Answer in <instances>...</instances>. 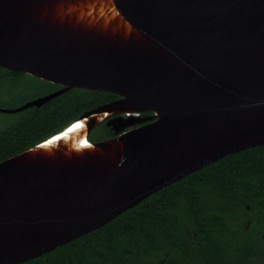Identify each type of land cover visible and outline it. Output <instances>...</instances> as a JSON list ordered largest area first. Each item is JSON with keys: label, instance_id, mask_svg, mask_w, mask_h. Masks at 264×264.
<instances>
[{"label": "water", "instance_id": "water-1", "mask_svg": "<svg viewBox=\"0 0 264 264\" xmlns=\"http://www.w3.org/2000/svg\"><path fill=\"white\" fill-rule=\"evenodd\" d=\"M0 68L61 86L4 114L73 89L120 97L0 162V264L48 254L264 146V0H0ZM106 121L116 137L90 141Z\"/></svg>", "mask_w": 264, "mask_h": 264}, {"label": "trees", "instance_id": "trees-1", "mask_svg": "<svg viewBox=\"0 0 264 264\" xmlns=\"http://www.w3.org/2000/svg\"><path fill=\"white\" fill-rule=\"evenodd\" d=\"M41 97L59 86L0 68L11 84ZM117 95L70 90L41 107L0 115V162L64 130ZM114 137L106 123L90 141ZM23 264H264V146L227 156L151 195L102 228Z\"/></svg>", "mask_w": 264, "mask_h": 264}, {"label": "rangeland", "instance_id": "rangeland-1", "mask_svg": "<svg viewBox=\"0 0 264 264\" xmlns=\"http://www.w3.org/2000/svg\"><path fill=\"white\" fill-rule=\"evenodd\" d=\"M29 88L25 86H20L19 84H11L8 93L4 96H0V108L4 109H14L18 108L25 103L36 99L38 97L34 96L33 92H29ZM14 117L12 115H0V121L10 122L13 121Z\"/></svg>", "mask_w": 264, "mask_h": 264}, {"label": "flooded vegetation", "instance_id": "flooded-vegetation-1", "mask_svg": "<svg viewBox=\"0 0 264 264\" xmlns=\"http://www.w3.org/2000/svg\"><path fill=\"white\" fill-rule=\"evenodd\" d=\"M57 86H59V85H57ZM59 89H61V86H59ZM59 89H57V90H59ZM56 90V91H57ZM45 96V95H44ZM42 97V96H41ZM39 98V97H38ZM120 97L118 96V98L116 99V100H118ZM115 100V101H116ZM133 115L135 116L136 114L135 113H133ZM125 117H128L129 115H124ZM154 116V114L153 113H151V112H149V113H142V114H140L139 115V117H142L143 119H146V118H150V117H153ZM114 117V116H113ZM113 117H111V118H113ZM155 120V118H152L151 120H148V121H146V122H143V123H140V124H138V125H136V126H134V127H132V128H136V127H140V126H142V125H144V124H148V123H151V122H153ZM104 123H107V121L106 122H104ZM104 123H102V124H104ZM101 124V125H102ZM100 126V125H99ZM98 126V127H99ZM107 126V125H106ZM98 127H96V128H98ZM95 128V129H96ZM94 129V130H95ZM110 129V128H109ZM111 130V129H110ZM129 130V129H128ZM128 130H126V131H128ZM112 131V130H111ZM92 133V132H91ZM112 133L114 134V137H116V134L114 133V131H112ZM114 137H112V138H114ZM111 139V138H110ZM94 142V141H93Z\"/></svg>", "mask_w": 264, "mask_h": 264}, {"label": "bare ground", "instance_id": "bare-ground-1", "mask_svg": "<svg viewBox=\"0 0 264 264\" xmlns=\"http://www.w3.org/2000/svg\"><path fill=\"white\" fill-rule=\"evenodd\" d=\"M83 125H84L83 122H78V123L74 124V126H72V127L68 130V132H67L66 134H64L62 137L67 136L69 133H73V132H75V131L80 130V128H82ZM62 137H61V138H62ZM55 139H57V138H55ZM55 139H54V141H55ZM81 145H82V146H89V145L87 144L86 141L81 142Z\"/></svg>", "mask_w": 264, "mask_h": 264}]
</instances>
